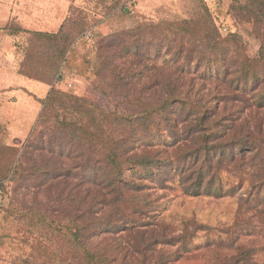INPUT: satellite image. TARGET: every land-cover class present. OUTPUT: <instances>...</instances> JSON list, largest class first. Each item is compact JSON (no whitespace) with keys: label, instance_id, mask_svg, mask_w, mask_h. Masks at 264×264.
<instances>
[{"label":"trees","instance_id":"1","mask_svg":"<svg viewBox=\"0 0 264 264\" xmlns=\"http://www.w3.org/2000/svg\"><path fill=\"white\" fill-rule=\"evenodd\" d=\"M70 1L59 29L31 32L21 53L19 73L52 86L28 138L8 145L0 125V209L30 249L12 264H176L208 228L191 220L177 234L155 233L175 190L238 196L225 234L257 225L264 239V0L229 6L259 43L254 57L240 36L222 37L204 2L190 18L95 35L98 89L138 109L127 115L61 89L88 23L85 6ZM86 3L108 17L126 1ZM163 245L176 249L154 254ZM249 251L214 264H256Z\"/></svg>","mask_w":264,"mask_h":264},{"label":"rangeland","instance_id":"2","mask_svg":"<svg viewBox=\"0 0 264 264\" xmlns=\"http://www.w3.org/2000/svg\"><path fill=\"white\" fill-rule=\"evenodd\" d=\"M84 0H76V6L84 5L87 9L85 33H93L92 39H78L69 50L65 64L62 66L61 89L78 95L90 97L104 106L113 108L120 114L136 113L135 106L122 104L116 95L109 93L102 95L98 88L101 82L96 78L97 58L94 51L95 35H108L124 28H132L139 24H154L170 22L175 19L190 18L200 12L202 2L208 7L222 37L230 44L236 41V35L240 36L245 44L246 52L250 57L257 55L259 43L249 34V27L238 24L229 14L231 0H125L122 9L115 11L106 17L91 11L93 4H83ZM95 37V38H94ZM168 72L163 74L167 76ZM75 84V89L68 91L67 83ZM109 91V90H108ZM41 103V101H40ZM32 119L35 117L31 115ZM27 122H31L30 117ZM27 125V124H26ZM4 130V128H3ZM5 132V134H4ZM2 133L6 144L23 143L24 140H8L6 131ZM227 183L224 180V187ZM237 198L228 196H201L194 197L184 194L180 190L168 193V204L161 212L159 225L153 227L155 233H163L170 236L177 234L185 224L196 220L204 224L208 230H200L195 233L189 244V252L176 264H214L217 256L229 257L238 253L239 249H250V257L256 264H264V239L260 236V229L252 227L250 233L239 234L233 239L225 234L227 228H231L237 209ZM3 202H7L4 200ZM1 204V198H0ZM23 233L20 226L13 219H5L0 209V264H12L16 257L29 254L27 245L19 241ZM127 248L132 244L124 242ZM176 247L159 246L154 254L175 251ZM219 263V262H218Z\"/></svg>","mask_w":264,"mask_h":264},{"label":"crops","instance_id":"3","mask_svg":"<svg viewBox=\"0 0 264 264\" xmlns=\"http://www.w3.org/2000/svg\"><path fill=\"white\" fill-rule=\"evenodd\" d=\"M72 5L70 0H0V125L8 140L28 137L41 110L40 101L52 87L19 73L21 53L30 33L56 32ZM11 23L26 32L10 35L7 28ZM62 78L67 76L62 74ZM29 117L31 122H27Z\"/></svg>","mask_w":264,"mask_h":264},{"label":"built area","instance_id":"4","mask_svg":"<svg viewBox=\"0 0 264 264\" xmlns=\"http://www.w3.org/2000/svg\"><path fill=\"white\" fill-rule=\"evenodd\" d=\"M84 38L85 39H92L93 38V33H91V32L85 33L84 34ZM65 87H66V89L68 91L74 90L75 89V84H73V83L70 82V83H67Z\"/></svg>","mask_w":264,"mask_h":264}]
</instances>
